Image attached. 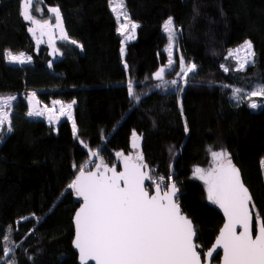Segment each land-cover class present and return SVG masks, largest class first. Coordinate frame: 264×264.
I'll return each mask as SVG.
<instances>
[{
	"label": "trees",
	"instance_id": "trees-1",
	"mask_svg": "<svg viewBox=\"0 0 264 264\" xmlns=\"http://www.w3.org/2000/svg\"><path fill=\"white\" fill-rule=\"evenodd\" d=\"M125 2L130 17L140 24L136 39L126 45L130 73L121 62V37L115 30L117 24L108 0H37L35 7L42 12L33 9V15L48 19V7L59 6L66 31L83 45L81 51L58 42L65 54L55 59L51 69L47 46L37 49L27 32L29 25L18 14L19 0H0V94L18 97L12 115L14 131L0 143V256L3 233L11 225L12 240L18 244L23 241L15 250L18 264H33L23 249L34 257V264H78L71 246V217L79 204L71 195L61 201L57 197L72 178V164L82 163L87 150L73 139L67 119H61L53 131L42 119L26 117L24 97L29 91H35L42 104L52 99H76L73 116L80 138L93 148L103 145L102 155L109 163L115 162L116 151H131L133 129L141 133L146 162L165 177L169 164L173 165L183 211L194 221L196 242L203 251L211 246L222 224L221 214L206 199L203 183L192 177L193 166H208L209 147L230 151L257 209L264 214V173L259 165L264 157V108L251 110L246 103L235 107L229 99L231 89L220 88V84L250 86L264 76V0ZM168 16L174 18L176 26H182V53L199 69L180 94L184 117L172 90H152L128 112L129 76L143 81L166 62L163 49L167 38L161 25ZM245 39L253 41L256 66H248L244 73H224L221 63L235 65L224 59L228 49ZM5 49L24 51L33 62L9 64L3 58ZM179 54H175L177 69ZM174 76L172 72L166 78ZM209 80L215 83L208 86ZM140 88L137 84L136 91ZM185 120L190 129L187 135L183 130ZM101 130L107 142L101 139ZM170 147L174 154L169 152ZM33 212L47 215L35 232L28 234L36 222L17 225L16 221ZM219 257L220 253L212 263L217 264Z\"/></svg>",
	"mask_w": 264,
	"mask_h": 264
},
{
	"label": "snow or ice",
	"instance_id": "snow-or-ice-1",
	"mask_svg": "<svg viewBox=\"0 0 264 264\" xmlns=\"http://www.w3.org/2000/svg\"><path fill=\"white\" fill-rule=\"evenodd\" d=\"M36 2L37 0H19L18 14L29 25L27 32L37 49L40 45L47 44L48 55L53 58L48 61L51 69L55 59L62 58L65 54L58 42L74 45L81 51L83 45L66 31L59 6L48 7V19L42 16L38 18L33 15V9L36 13H41L42 10L35 7ZM108 6L116 20L115 30L121 37V62L124 70L130 73V65L125 60L126 45L136 39L140 24L130 17L125 0H108ZM52 18L55 23L51 22ZM161 27L167 38L163 49V53L167 55L166 62L150 76L146 75L143 81H134L129 76L127 95L131 106L128 112L142 103V97L148 96L150 91L172 90L177 96L183 118L180 94L190 85L191 78L198 74L199 69L196 63L187 60L182 53V26H176L174 18L168 16ZM176 53H180L178 70ZM157 55L159 57L161 54ZM3 58L14 65L33 62V57L24 51L5 49ZM230 58L235 61V65L229 67L221 63L219 67L224 73H244L248 66L255 67L257 54L253 41L245 39L236 48L228 49L224 59L228 61ZM172 72L175 73V78L167 79L166 76ZM214 83L213 80L207 82L208 86ZM137 84L146 90L138 93ZM220 88L231 89L229 99L235 107L246 103L251 110L264 108V76L256 79L250 86L220 84ZM17 99V95L0 94V143L5 142L6 137L14 131L12 115L14 101ZM24 99L27 101L26 117L43 118L50 126L60 124L61 118L66 117L71 123L73 139L87 150V158L82 163L72 164V178L57 197V201H61L66 195H71L79 204L71 217V246L76 251L79 264H210L214 253L219 255L218 249L222 250L219 264H264V214L257 209L250 189L242 178L241 169L233 162V156L227 148L221 147L216 151L209 147L208 166L197 165L192 168V177L203 183L207 201L223 213V224L214 243L207 251H203L196 242L198 229L183 211L173 165L169 164L167 177L158 174V169L146 162L141 150V133L133 129L130 135L131 151H116L115 162L109 163L102 155L103 145L93 148L80 138L77 121L73 116L76 99H52L50 106H40L41 101L35 91L27 92ZM120 119L123 120L124 116ZM55 130L54 127L53 131ZM183 130L186 135L190 131L186 120ZM101 139L105 142L108 139L103 130ZM169 152L174 154V149L170 147ZM259 165L264 173V157L260 159ZM68 190H71L70 193ZM55 206L57 205L54 204L53 207ZM51 211L50 208L49 212ZM45 216H37L33 212L30 216L20 217L16 224L34 220L36 224L28 233L33 234ZM11 233L12 226L9 225L2 236L3 255L0 256V264H18L15 250L22 247L23 241L19 244L14 242ZM23 250L27 259L34 264V257L28 255V249Z\"/></svg>",
	"mask_w": 264,
	"mask_h": 264
},
{
	"label": "rangeland",
	"instance_id": "rangeland-1",
	"mask_svg": "<svg viewBox=\"0 0 264 264\" xmlns=\"http://www.w3.org/2000/svg\"><path fill=\"white\" fill-rule=\"evenodd\" d=\"M51 22L52 23H55V21H54V18H52L51 19ZM130 42V41H129ZM128 42V43H129ZM43 45H46L47 46V44L45 43V44H43ZM237 46H235V47H233V48H231V49H234V48H236ZM53 58L51 57V60H52ZM57 59V58H56ZM230 61H232V62H234V64H235V61L234 60H232L231 58L229 59ZM178 70V69H177ZM174 78H175V76H174ZM145 88L144 87H142V88H140V90L139 91H137V92H141V91H143ZM26 101V100H25ZM27 102V101H26ZM44 104H42L41 103V105L40 106H43ZM49 106H50V103H49ZM38 119H42L43 121H45L46 123H47V121L46 120H44L43 118H38ZM61 119H63V118H61ZM64 119H67L66 117H64ZM48 124V123H47ZM71 124V123H70ZM49 125V124H48ZM57 125H55V126H52L53 128L54 127H56Z\"/></svg>",
	"mask_w": 264,
	"mask_h": 264
},
{
	"label": "water",
	"instance_id": "water-1",
	"mask_svg": "<svg viewBox=\"0 0 264 264\" xmlns=\"http://www.w3.org/2000/svg\"><path fill=\"white\" fill-rule=\"evenodd\" d=\"M146 183H147V182H146ZM78 206H79V205H78ZM214 206H215V205H214ZM215 208H216V209L219 211V213L221 214V216H222V224H223V213H222V212H221L216 206H215ZM222 224H221V226H222ZM217 234H218V232H217ZM214 241H215V238H214L212 244L214 243ZM212 244H211V246H212ZM211 246H210V247H211ZM210 247H209V248H210ZM209 248H208V249H209ZM208 249H207V250H208ZM73 250H74V252L76 253L75 249H73ZM207 250H206V251H207ZM217 252L220 253V256H222V250H219V249H218ZM76 255H77V254H76ZM216 255H217V254L214 253V257H215ZM77 261H78V259H77ZM212 261H213V260L210 261V264H213ZM78 264H79V262H78ZM217 264H219V262H218Z\"/></svg>",
	"mask_w": 264,
	"mask_h": 264
}]
</instances>
